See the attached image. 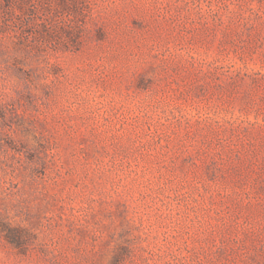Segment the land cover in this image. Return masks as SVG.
Instances as JSON below:
<instances>
[{
  "label": "rangeland",
  "instance_id": "1",
  "mask_svg": "<svg viewBox=\"0 0 264 264\" xmlns=\"http://www.w3.org/2000/svg\"><path fill=\"white\" fill-rule=\"evenodd\" d=\"M0 264H264V0H0Z\"/></svg>",
  "mask_w": 264,
  "mask_h": 264
}]
</instances>
